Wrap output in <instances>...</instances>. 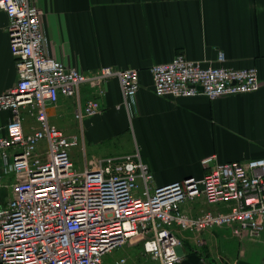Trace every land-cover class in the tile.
Wrapping results in <instances>:
<instances>
[{
	"label": "built area",
	"instance_id": "1",
	"mask_svg": "<svg viewBox=\"0 0 264 264\" xmlns=\"http://www.w3.org/2000/svg\"><path fill=\"white\" fill-rule=\"evenodd\" d=\"M0 11L8 19L18 75L16 85L0 94V116L10 113L0 125V182L12 177L11 195L0 207V264H105L107 255L136 239L155 264H180L183 244L176 230L199 235L223 227L240 239L264 241V158L222 164L212 156L203 161L208 172L202 179L160 187L139 153L78 167L73 150L82 145L85 152L83 123L103 110L97 98L83 102L82 88L101 98L115 79L129 106L140 89L139 72L72 68L49 56L44 13L34 1L0 0ZM226 61L224 52L215 66L180 54L152 66L154 92L216 100L261 88L256 68H229ZM61 98L75 100L80 135H65L49 122L48 108ZM27 118L33 120L28 131ZM198 201L228 210L197 216L185 211L184 205Z\"/></svg>",
	"mask_w": 264,
	"mask_h": 264
},
{
	"label": "crops",
	"instance_id": "2",
	"mask_svg": "<svg viewBox=\"0 0 264 264\" xmlns=\"http://www.w3.org/2000/svg\"><path fill=\"white\" fill-rule=\"evenodd\" d=\"M32 1L44 13L49 56L85 73L106 67L139 72L140 89L129 106L115 79L106 83L101 98L82 88L83 102L97 98L103 109L83 123L82 142L91 161L139 153L154 186L160 187L202 179L208 172L203 161L212 156L222 164L264 158V0ZM6 17L0 11V94L18 81ZM219 52L225 53L229 68H256L261 88L216 100L203 94L179 99L155 94L152 66L170 63L180 54L215 66ZM75 107L73 98H61L48 108L49 122L65 135H80ZM9 117L2 114L0 125ZM24 123L28 131L33 120ZM105 144L121 148L102 149ZM78 153L73 150V159L81 164ZM4 181L10 189L11 175ZM184 209L192 216L228 210L205 201ZM176 235L183 244L180 264H264V241L240 239L228 228L199 235L176 230Z\"/></svg>",
	"mask_w": 264,
	"mask_h": 264
},
{
	"label": "rangeland",
	"instance_id": "3",
	"mask_svg": "<svg viewBox=\"0 0 264 264\" xmlns=\"http://www.w3.org/2000/svg\"><path fill=\"white\" fill-rule=\"evenodd\" d=\"M98 147V146H96ZM106 147H120L116 144V146L113 144L112 146L109 144H105L102 149H105ZM79 149L78 158L77 160L81 164H77V166L85 167L86 159H88V162H91L92 156L89 154V147L86 146V152L83 150V146L81 145V149L76 147L74 150ZM86 153V154H85ZM88 155V158H86ZM9 181H6L8 183ZM5 181L0 182V201L2 203H6L10 196V189L4 187L6 186ZM132 244H128L125 247H122L118 250H116L113 254L107 255L105 258V264H119L121 263V260L126 259L127 264H155V261L151 259L148 256L143 255V245L142 242L139 239H136L132 241Z\"/></svg>",
	"mask_w": 264,
	"mask_h": 264
},
{
	"label": "water",
	"instance_id": "4",
	"mask_svg": "<svg viewBox=\"0 0 264 264\" xmlns=\"http://www.w3.org/2000/svg\"><path fill=\"white\" fill-rule=\"evenodd\" d=\"M200 90L203 91L204 89H202V87H200Z\"/></svg>",
	"mask_w": 264,
	"mask_h": 264
}]
</instances>
